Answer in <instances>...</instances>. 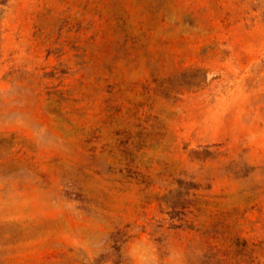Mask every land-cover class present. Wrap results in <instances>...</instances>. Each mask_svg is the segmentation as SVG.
Here are the masks:
<instances>
[{
  "label": "rangeland",
  "instance_id": "1",
  "mask_svg": "<svg viewBox=\"0 0 264 264\" xmlns=\"http://www.w3.org/2000/svg\"><path fill=\"white\" fill-rule=\"evenodd\" d=\"M0 264H264V0L0 2Z\"/></svg>",
  "mask_w": 264,
  "mask_h": 264
},
{
  "label": "trees",
  "instance_id": "2",
  "mask_svg": "<svg viewBox=\"0 0 264 264\" xmlns=\"http://www.w3.org/2000/svg\"><path fill=\"white\" fill-rule=\"evenodd\" d=\"M6 1H7V0H0V2H2V3H6Z\"/></svg>",
  "mask_w": 264,
  "mask_h": 264
}]
</instances>
